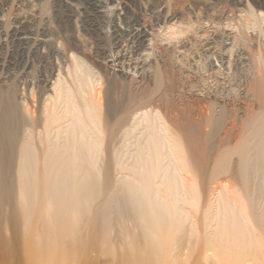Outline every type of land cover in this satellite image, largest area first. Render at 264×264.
<instances>
[{
  "label": "bare ground",
  "instance_id": "obj_1",
  "mask_svg": "<svg viewBox=\"0 0 264 264\" xmlns=\"http://www.w3.org/2000/svg\"><path fill=\"white\" fill-rule=\"evenodd\" d=\"M59 1L72 5L79 0ZM251 1L254 9L243 13L241 19L253 24L260 17L264 19V0ZM7 2L0 0V10ZM234 2L247 7L245 0ZM85 7L77 9L84 16L88 32L95 25L92 19L100 7L92 12ZM159 11L164 15L163 10ZM36 16V12H25L8 25L0 20V47L10 50L9 60L0 64L6 74L0 79V264H264V47L260 54L257 51L259 65L250 78V91L259 106L249 118V130L239 137L238 133L230 134L232 129L229 134L233 138L230 136L228 142L235 141L234 145L217 149L213 158L215 162L223 157L225 164L231 156H237V170L246 194L243 198L237 192L231 195L223 190L217 202L221 182L208 177L200 193L199 177H194L187 157L181 155L184 148L180 151L178 138L165 132L166 127L161 129L155 109L146 105L147 98L134 92L126 97L123 94L121 101L115 99L129 62L148 75L145 68L149 58H132L140 55L150 40L148 25L114 28L112 50L96 53L109 65L102 71L101 80L96 69L80 61L71 50L63 65L56 67L54 55L58 49ZM165 17L166 22H172L176 16ZM197 31H193L195 35ZM198 37L206 52L212 51L211 42L217 36ZM125 41L132 45L128 44L130 52L125 50ZM208 56L212 55L208 52ZM237 57L235 68L242 63ZM36 62L40 74L37 83L31 85L27 76ZM110 65L119 66V72L111 73ZM13 69L19 72L16 81H11ZM103 83L107 84L105 90ZM105 114L123 115L111 127L102 122ZM230 123L234 127V122ZM132 138L135 151L131 149ZM116 173L120 177L115 180ZM214 204L216 211H212ZM193 206L204 213L193 219Z\"/></svg>",
  "mask_w": 264,
  "mask_h": 264
},
{
  "label": "rangeland",
  "instance_id": "obj_2",
  "mask_svg": "<svg viewBox=\"0 0 264 264\" xmlns=\"http://www.w3.org/2000/svg\"><path fill=\"white\" fill-rule=\"evenodd\" d=\"M234 1L233 0H218V1L217 0H127V1L79 0L76 3L75 2L72 3L71 5L70 3H62L59 0H8L7 3H3L2 6L3 10H0V20H2L6 25H8V24H12L14 19L17 18L19 14H23L25 12L30 13L32 11L36 12L38 15L36 16L38 21L37 23L40 25V27L47 29L48 31L47 38L50 41L52 40L51 42L58 49L57 54L54 55L57 58L56 67L58 66V64L63 65L64 60H66V54H68V51L71 50V53H74V55L77 56L80 61L81 59L82 62L85 61L83 63L87 64L88 67L92 65L91 68L94 70L96 69L95 72H97V74L100 75L101 80L102 79L104 80V78H102V74H103L102 71L107 70L109 65L106 64L105 61H102L100 58L96 57V53L99 52L98 50H103V49L112 50L114 28L115 27L121 29L124 28L123 30H125V29H130L133 26H137V24L146 25V26L148 25L147 28L150 32L149 33L150 40H147L146 42L148 45L146 44L143 52L141 51L142 55L140 54L137 57L136 55L132 57V58L135 57L136 59L140 56L139 59L143 57V59L146 60L145 58L146 56L147 58L151 59V60L148 59L147 62L149 65L145 68L146 69L145 72H148L147 73L148 75L143 74L144 71L140 69V66L133 67L134 65L132 66L130 65L132 61L129 62L130 63L129 66H127L126 69L125 68L123 69L124 71L123 77L126 80L123 78L124 80L122 79L120 81L118 87L119 93L117 92L118 94L116 95L115 99L117 101H121L123 98V94L124 97H126L128 93L133 94L134 92L135 95L137 96L140 95L139 97H141L142 94L144 100L147 98L145 100L147 102L146 105H148L149 107L152 105L153 109H155L156 117H158L157 120L161 124V126H163L161 127V129L166 127L167 131L163 129L165 130V132L174 136L176 140L178 138L177 142L179 144L181 143L180 145L182 147L180 148V151H182V149L184 148L181 155L185 158L187 157L186 162L189 166L192 167L189 168L194 173V177L195 178L197 176L199 177V178L197 177L198 178L197 181L192 176L193 180H195V182L196 181L198 182L196 183L198 184V189L200 193L202 194V189H203L202 187L209 182V178H211V176L214 180L216 179L215 183L221 182L219 184V187L223 185L222 187L224 188L220 187L219 191H216V196H217L216 201L218 202V199L221 196H223L222 195L223 190L225 191L227 190V192L231 195L237 192L236 195L238 194L239 196H243V198L245 197L246 194V192H243L244 190L243 183L240 179L241 175L237 170L238 168V162H236L238 160L237 156L236 155L231 156L232 158H229L227 162H225V164L223 163V157L220 158L221 160L218 158L217 161L215 162L213 158L215 156L214 154L216 153L217 149L221 150L223 148H226V146L227 147L230 146V144L234 145L235 141H233L234 143L228 142L233 138L230 134L237 135L238 133L240 137V135H244L249 130V126H248L249 118H251L250 116L252 115L254 116V113L256 114L257 106H259V102L250 91V86H251L250 78L257 69L258 67L257 65H259V63L257 62L259 60V55H258L260 54L259 50L261 49L262 46L264 47V19H261L260 17V20H258L260 22L257 21L259 25L257 24L256 21H254L256 22L255 24H257L258 26L255 25L254 22L252 24L247 21L248 22L247 24L246 20L241 19L242 16H244L243 13L245 14V12H248V10L250 11L251 8L254 9L255 7L254 3L252 1L250 2V0L248 1L245 0V2L247 3V7H243V6L239 7ZM250 3L252 4L253 7L251 6ZM96 5L99 6L100 9L98 14L94 16L95 20L93 17L92 23L95 21L96 22L93 23L95 25L92 29H90L91 31L89 30L87 32L86 30L87 25L85 23V19L83 18L84 16L82 13L78 11L79 9L77 8L79 7L84 8L86 6L85 8H87V10L92 12L97 7ZM123 6L125 7L124 10L122 9ZM242 7L243 9L246 10H243ZM159 10H163L164 15H162L161 14L162 12L160 13ZM118 13L121 14L124 13V14H122V16L121 15L118 16ZM165 15L166 16L175 15L176 17L173 20L174 22L167 21L168 22L167 23ZM197 29L199 31H197ZM195 30L197 31V35H195L196 33H194L196 32ZM207 31H208L207 33L208 35H206ZM260 31L262 32L260 33ZM203 34L211 38L213 36L214 37L217 36L215 39L212 40V42L210 41L211 43H213L212 47L213 46L214 47L212 51H208L209 55L211 54L213 58H211L212 56L211 57L208 56V52H206L207 50L205 49L206 47L204 46L203 40H201V38L198 37V36H202ZM189 36L190 38H194L195 36L196 37L194 39L189 38L188 40ZM181 37L184 44L181 42L180 39ZM219 38H221L220 39L221 41L219 40ZM191 40L194 41L195 43L192 42ZM178 41L179 43L180 42L181 43L179 44ZM188 41L191 43H189ZM201 42L203 44L200 45ZM128 44L131 45V43L125 41V45H127L125 46V50L127 52H130L132 45L129 47ZM187 45L189 46L187 47ZM181 46H184L187 49H184V47L182 48ZM191 47L192 49H190ZM216 47H218L217 48L218 50L216 49ZM189 49L192 51V53ZM223 50H225V52H223ZM230 50L232 51L230 52ZM9 52L10 50L7 47L4 46L3 50L0 47V64L3 62L2 60L5 61L6 58L9 60ZM184 52L186 53L184 54ZM226 52L227 53L229 52L228 55ZM235 52L237 54H235ZM230 53H232V57ZM255 53L258 57L255 55ZM182 54L185 56L182 57ZM251 54L254 58L256 57L258 59L255 58L254 60V58L251 57ZM189 56L194 58L192 59ZM229 57L230 59H228ZM236 57L240 59L239 62H242L239 63L241 64L239 67L243 66L242 68L239 67L235 68L234 63ZM214 60H216L215 61L216 65L214 64ZM228 63H231V66ZM38 64L37 62L34 63L33 67L29 69L30 71L27 76L28 77L27 81L31 85L32 83L34 82L37 83L38 81L40 74ZM212 64L215 65L213 69L210 67V65ZM248 64L251 65L249 66ZM150 65L153 66V68ZM190 65L191 66L193 65L194 67L193 66L191 67ZM228 65L230 69H228L229 68ZM116 66L110 65V67L113 68V70L109 68V71H111V73L117 74L120 70V67L118 66L119 67L118 69V67ZM220 67L222 68L220 69ZM233 67L237 71H234ZM2 68L3 67L0 66V79H3V77L6 76L5 71ZM227 69L230 70L231 73L230 75L229 73L227 74L228 71ZM13 70H11L10 72L12 77L11 81H16L17 78H19L18 75L19 72L17 69H15L14 71ZM248 70L250 73H248ZM252 70H254V72ZM239 72H241V74ZM13 73L15 74V76L17 75V77H15ZM246 73H248L249 75L246 76L247 75ZM215 76H217L216 78L218 80L215 78ZM199 77L200 79H198ZM247 79H249L248 80L249 84ZM228 81L231 82L229 83ZM106 87L107 84L103 83L102 90L107 89ZM120 88L122 89V91ZM252 96L254 99L251 98ZM156 105L157 108L156 107L154 108V106ZM245 105L246 106L249 105V106L246 107ZM250 107H252V109H250ZM254 107H256V110H254ZM119 115L120 116H118L117 114V116L115 115L112 117L110 116L107 117V114H105L104 116H102L103 117L102 122H105L104 124L108 123L107 125L109 126L111 125V127H113L115 125L114 122H116L117 119L121 118L123 114L122 115L119 114ZM113 118H115V120ZM111 122L113 123V125ZM230 122H234L233 125L234 127L231 126ZM226 126H228L229 129ZM232 129L233 131L231 132ZM223 131L225 135L223 134ZM120 132L121 131L117 132V134ZM229 132L231 133L229 134ZM119 135L120 134L117 135L118 136L117 141L119 140ZM179 135L181 136V138ZM230 136L232 137L231 139L229 138ZM222 143L223 144L226 143V145L224 144L225 147H223ZM118 145L119 144L117 143V146ZM133 145H135V138L131 139V149L132 151H135L134 150L135 146ZM208 158L209 160H211L210 163L207 161ZM204 163L206 164V166ZM215 169H216V173H215ZM194 170L197 172V174L195 173ZM117 174L118 173L114 175L115 180L116 178L120 177V175ZM217 202L215 203L216 206H217ZM195 203H197V201ZM261 203L263 205L262 210H264V201H261ZM215 204L212 211L217 210ZM201 210L203 211V209L200 208L196 209V207L193 206V211H192L193 213H191L193 215V219L194 217L196 218L195 216L196 214L198 216V213H201V215L204 213ZM197 222L199 223V221ZM197 222L196 224H198Z\"/></svg>",
  "mask_w": 264,
  "mask_h": 264
}]
</instances>
